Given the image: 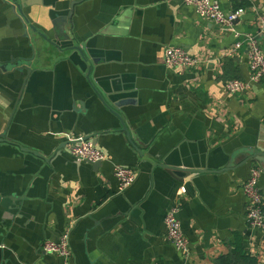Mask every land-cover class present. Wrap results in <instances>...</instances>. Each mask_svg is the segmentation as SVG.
I'll return each instance as SVG.
<instances>
[{"label": "crops", "instance_id": "crops-1", "mask_svg": "<svg viewBox=\"0 0 264 264\" xmlns=\"http://www.w3.org/2000/svg\"><path fill=\"white\" fill-rule=\"evenodd\" d=\"M245 1L233 28L264 52V0ZM16 5L0 0V264H220L233 253V264H264V231L248 225L242 191L259 167L264 198V166L249 160L264 153V80L225 92L250 76L236 37L180 0ZM167 47L199 64L166 67ZM87 140L100 165L69 154ZM117 165L136 173L123 193ZM173 206L187 256L165 237ZM64 233L68 262L41 251Z\"/></svg>", "mask_w": 264, "mask_h": 264}, {"label": "built area", "instance_id": "built-area-1", "mask_svg": "<svg viewBox=\"0 0 264 264\" xmlns=\"http://www.w3.org/2000/svg\"><path fill=\"white\" fill-rule=\"evenodd\" d=\"M185 6L192 7L197 16L219 26L223 31L233 34L236 37L234 50L245 48L250 76L245 80H228L224 83L225 92L229 95L246 93L253 84H258L264 80V52L258 44L257 38L250 35L237 33L233 24L237 17L243 13V9L233 12H225L216 0H180ZM259 25L264 31V17L260 18ZM163 63L166 67L176 69L195 68L199 60L187 53L180 47H167L163 53ZM69 154L80 162L87 164L101 163L105 160L104 153L98 149L91 141H80L69 145ZM114 178L118 184V192L123 193L135 181L136 173L131 168L115 166L113 170ZM261 170L253 167L249 177L242 186V191L246 198L245 216L249 226L259 228L264 231V198L259 188ZM185 189L181 188V193ZM178 208H169L164 217L165 237L173 247L183 255H188V241L182 234L178 220ZM41 251L45 254L54 255L68 262L71 257L69 245V234L64 233L56 242L46 241L41 246Z\"/></svg>", "mask_w": 264, "mask_h": 264}, {"label": "water", "instance_id": "water-1", "mask_svg": "<svg viewBox=\"0 0 264 264\" xmlns=\"http://www.w3.org/2000/svg\"><path fill=\"white\" fill-rule=\"evenodd\" d=\"M11 2L13 4L16 5V0H11ZM16 7L18 8V11H20V6L17 4ZM40 37L45 40V42L49 43L50 45L54 46L53 43L50 41L49 38H47V36L45 35H42L40 34ZM76 51L81 55V50L80 48L78 47H75ZM114 115L116 116V118L119 120L120 124H121V127H122V130L124 131V133L127 134V136L130 138V134H129V131H128V128L126 127V124L124 123L123 121V118L121 115H119L117 112H114ZM249 160H255L257 161L258 163L262 164L264 166V153H261V152H258L257 154H252L251 155V158H249ZM101 163H96V164H93V165H100Z\"/></svg>", "mask_w": 264, "mask_h": 264}, {"label": "trees", "instance_id": "trees-1", "mask_svg": "<svg viewBox=\"0 0 264 264\" xmlns=\"http://www.w3.org/2000/svg\"><path fill=\"white\" fill-rule=\"evenodd\" d=\"M234 3V10H238V9H244L248 6L247 2L245 0H232ZM234 253L229 255L226 258H223V260H221L220 264H233V258H234ZM236 260H240L245 264H252L254 263V260L247 257V256H240L238 259L236 258Z\"/></svg>", "mask_w": 264, "mask_h": 264}]
</instances>
